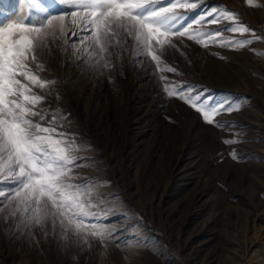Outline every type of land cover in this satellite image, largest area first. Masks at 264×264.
I'll return each mask as SVG.
<instances>
[{
	"label": "rangeland",
	"instance_id": "1",
	"mask_svg": "<svg viewBox=\"0 0 264 264\" xmlns=\"http://www.w3.org/2000/svg\"><path fill=\"white\" fill-rule=\"evenodd\" d=\"M40 3L52 12L70 11L56 0ZM254 3L203 0L187 11L191 20L222 6L264 36V0ZM28 12L26 0H13L0 14V25ZM202 27L225 25L193 23V30ZM173 43L162 61L177 74L157 72L147 60L136 62L131 50L103 74L61 47L45 56L47 71L41 75L57 84L41 107L70 114L60 130L87 145L78 155L88 166L76 172L99 185L95 211L107 214L102 223L115 239L104 246L90 237L85 248L62 241L59 229L45 236L34 228L31 237L29 230L18 236L11 220L5 223L0 215V264H264V40L237 50L205 48L186 38ZM172 82L228 95L242 107L217 116L225 125L218 128L169 97L162 85ZM11 187L3 184L0 190ZM137 239L146 246H137Z\"/></svg>",
	"mask_w": 264,
	"mask_h": 264
},
{
	"label": "snow or ice",
	"instance_id": "2",
	"mask_svg": "<svg viewBox=\"0 0 264 264\" xmlns=\"http://www.w3.org/2000/svg\"><path fill=\"white\" fill-rule=\"evenodd\" d=\"M56 3L70 11L52 12L40 0H26L28 14L0 25V185L12 186L10 191L0 190V215L5 223L11 220L9 227L15 226L18 236L29 230L31 237L34 228L45 236L59 229L62 241L75 240L87 248L91 237L106 246V241L115 236L102 223L107 214L95 211L99 205L93 199L94 189L99 185L76 172L88 166L84 163L87 158L78 155L87 145L60 130L70 114H61L59 108L41 107L57 84L41 75L47 71L45 56H50L54 47H61L67 56L76 54L91 71L103 74L122 62L131 50L136 62L147 60L157 72L177 74L176 68L162 61L165 49L175 47L174 38H186L205 48L212 44L237 50L250 45L253 39L264 40V36H258L237 13L222 6L210 7L189 20L187 10L196 9L203 0ZM247 4L257 6L254 0H247ZM12 5L13 0H0V14ZM32 11L37 13L35 17ZM193 23L225 27L193 30ZM225 32L249 34L251 38H224ZM162 87L169 97L182 100L204 122L218 128L225 125L216 120L217 116L242 107L228 95L210 94L192 85L172 82ZM140 245L146 246V242L137 239Z\"/></svg>",
	"mask_w": 264,
	"mask_h": 264
}]
</instances>
